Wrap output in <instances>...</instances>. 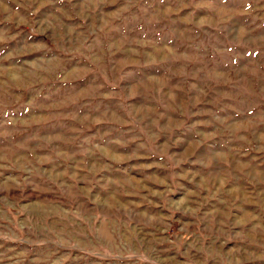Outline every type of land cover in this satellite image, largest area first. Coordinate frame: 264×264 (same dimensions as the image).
I'll return each mask as SVG.
<instances>
[{"label": "rangeland", "instance_id": "374dc122", "mask_svg": "<svg viewBox=\"0 0 264 264\" xmlns=\"http://www.w3.org/2000/svg\"><path fill=\"white\" fill-rule=\"evenodd\" d=\"M0 264H264V0H0Z\"/></svg>", "mask_w": 264, "mask_h": 264}]
</instances>
